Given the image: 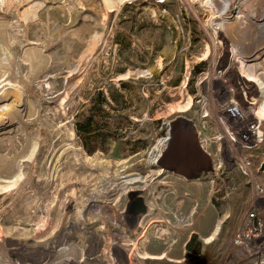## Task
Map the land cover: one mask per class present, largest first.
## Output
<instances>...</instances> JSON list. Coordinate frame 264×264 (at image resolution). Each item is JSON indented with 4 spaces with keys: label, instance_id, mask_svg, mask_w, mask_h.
<instances>
[{
    "label": "rangeland",
    "instance_id": "374dc122",
    "mask_svg": "<svg viewBox=\"0 0 264 264\" xmlns=\"http://www.w3.org/2000/svg\"><path fill=\"white\" fill-rule=\"evenodd\" d=\"M246 7L233 32L264 35V7ZM209 15L197 0H0V264H230L250 183L227 161L264 155L243 145L254 121L226 112L259 88L231 67L233 44ZM110 87L127 103V137L147 141L132 156L121 144L88 155L74 133L80 107ZM180 116L213 148L212 183L155 166ZM16 167L22 181L1 191ZM130 189L153 212L137 229L122 213Z\"/></svg>",
    "mask_w": 264,
    "mask_h": 264
},
{
    "label": "bare ground",
    "instance_id": "6f19581e",
    "mask_svg": "<svg viewBox=\"0 0 264 264\" xmlns=\"http://www.w3.org/2000/svg\"><path fill=\"white\" fill-rule=\"evenodd\" d=\"M197 1L201 3V5L206 9V11L209 12L210 14L209 16H211V19H214L212 23H215L216 29L217 30L219 29L220 31H225L224 33L229 37L230 41L232 42L233 62L231 67L237 69V71L240 74L239 75L240 77L246 79V81L253 82L259 88L258 89L259 99L257 100L255 99L254 102L248 103L250 105L249 107H244L241 106V104H236L237 102H234L235 105L232 107L230 106V108L226 112L228 115H230V117L234 118V121L236 122L243 121L246 126L249 122L254 121L255 125L254 124L252 125L254 127L253 129L252 127L249 126L250 124L248 126L250 131L255 132V135H257V137L259 138L261 135H260V131L256 129V125L261 123V121H264V35H260L255 39H250V40L246 39L241 34H239L237 30L236 31L238 33L236 31L233 32V29L231 28V23L234 22V24L238 26V30H240L239 17L240 14L242 13L243 8H245L249 4H254L264 7V0H197ZM221 2H224L226 5L223 6ZM78 5L81 6V3H79ZM7 72L9 73V75L14 76L17 73V68L8 69ZM224 72H225L224 70L221 71L222 73L221 76L223 75ZM241 93H243V91ZM190 103H187L186 105H179L178 109L181 112H185L188 110ZM225 123L226 122H224V124ZM104 161H105L104 159H101L100 163L104 164ZM84 162H89L91 165H94L95 160L92 157L85 155ZM218 168H220V166H218ZM21 178L22 175L20 174L18 168L16 167L13 171V175H11L8 182L3 185V189L1 191L11 190L12 187L17 185V183H19L20 181H22ZM133 180H135V178H133Z\"/></svg>",
    "mask_w": 264,
    "mask_h": 264
},
{
    "label": "flooded vegetation",
    "instance_id": "af4514ba",
    "mask_svg": "<svg viewBox=\"0 0 264 264\" xmlns=\"http://www.w3.org/2000/svg\"><path fill=\"white\" fill-rule=\"evenodd\" d=\"M168 126V130L165 132L166 137L162 140L163 147L155 162V166L165 173L161 178L173 175L188 185L195 181L205 185L212 183V175L216 171L215 164L213 165L212 162V146H206L205 140L201 138V133L197 132L194 124L184 116L176 117ZM188 191L187 193L181 189H173L166 192L176 195L181 192L178 197L193 202L196 193H192L190 189ZM178 197L176 196V198ZM125 199V210L122 213L131 218L132 228L137 229L143 219L152 216L153 212H147L143 191L140 189L128 190ZM211 199L212 195L209 204H211ZM138 219H140L139 223Z\"/></svg>",
    "mask_w": 264,
    "mask_h": 264
},
{
    "label": "trees",
    "instance_id": "16d2710c",
    "mask_svg": "<svg viewBox=\"0 0 264 264\" xmlns=\"http://www.w3.org/2000/svg\"><path fill=\"white\" fill-rule=\"evenodd\" d=\"M262 23L264 27V21ZM126 104L124 97L110 87L107 92L96 90L87 104L80 107L74 116L73 126L86 154H108L111 144L122 145L123 157L132 156L145 148L146 140L126 135L131 124L127 116L122 115Z\"/></svg>",
    "mask_w": 264,
    "mask_h": 264
},
{
    "label": "built area",
    "instance_id": "2783aa9c",
    "mask_svg": "<svg viewBox=\"0 0 264 264\" xmlns=\"http://www.w3.org/2000/svg\"><path fill=\"white\" fill-rule=\"evenodd\" d=\"M251 124L252 129L254 128ZM259 125L256 129L259 130ZM260 131V130H259ZM260 139L255 132L249 131L247 136H243L244 147L248 150L255 147L264 149V133L260 131ZM236 158L228 159L229 166L240 169L242 175L248 178L250 183V198L245 212L242 214L240 224L235 230L228 250L226 260H232L230 264H264V171L261 166L264 159L259 163L247 158L245 163Z\"/></svg>",
    "mask_w": 264,
    "mask_h": 264
},
{
    "label": "water",
    "instance_id": "95a60500",
    "mask_svg": "<svg viewBox=\"0 0 264 264\" xmlns=\"http://www.w3.org/2000/svg\"><path fill=\"white\" fill-rule=\"evenodd\" d=\"M263 133H264V131H263ZM263 152H264V149H263ZM261 171H264V163L261 166Z\"/></svg>",
    "mask_w": 264,
    "mask_h": 264
}]
</instances>
